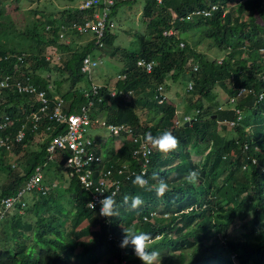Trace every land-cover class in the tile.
I'll use <instances>...</instances> for the list:
<instances>
[{"label": "trees", "instance_id": "1", "mask_svg": "<svg viewBox=\"0 0 264 264\" xmlns=\"http://www.w3.org/2000/svg\"><path fill=\"white\" fill-rule=\"evenodd\" d=\"M128 1L116 0L106 12L108 27L104 35L98 41L85 40L83 45L75 44L69 37L85 34L73 29L67 31V28L89 20L91 9L64 8L55 18L33 10L34 21L29 27L19 25L14 29L21 41L7 46L0 43V78L6 74L16 77L23 71L21 75L29 77L35 92L19 94L6 89L3 92L6 96L0 97V115H9L13 121L10 130H14L41 105L34 100L39 93L49 102L48 113L56 107V96L62 100L60 110L65 115L76 113L91 100L89 117L127 126L121 132L123 141L118 148L111 141L103 148L107 165L131 158L132 150L138 146L134 135L139 132L145 137L146 133L156 135L168 131L177 137L179 145L167 154L152 149L148 155L150 164L141 174L149 181L144 188L132 183L135 177L122 181L114 196L119 205L117 217H102L99 211L89 207L90 191L81 188L74 178H68L62 192L53 183L42 185L45 193L41 197L25 201L20 209L13 206L0 223V264H142L131 245L120 247L123 231L129 228L150 233L151 247L160 252V257L169 254L158 264H264V136L252 129L264 124V99H259L264 90V56L260 55L264 49V28L253 20H242L247 10L253 8L264 19V0H162L159 3L147 0L143 17L147 23L136 31L137 47L132 49L120 47L118 35L109 31L118 26L113 19L116 7ZM10 3L11 0L2 3L0 9ZM212 4L217 6L209 18L205 19L202 14L183 20L172 18L171 11L185 17L199 8L210 9ZM190 24L207 26L206 36L214 47L226 52L225 56L209 58L201 53L198 62H189L195 50L188 44L182 47L177 35L165 32L170 28L186 29ZM39 26L44 33L43 40L37 34ZM54 44L69 51L43 53L41 46ZM107 46H112L110 55L120 50L123 56L121 69L110 75L116 76L113 87L123 95L111 96L113 87L96 85L90 76L86 77L87 87L94 86L95 93L87 91L85 97V87H74L83 76L79 71L82 59L87 56L97 63L92 73L100 62L90 51ZM185 47L188 53L182 51ZM195 66L197 71L193 70ZM168 80L175 85L182 84L184 89L189 82L193 83L192 90L187 89L193 98L188 100V113H195L177 126L174 125L175 107L169 101L159 103L155 98L171 89L166 88ZM217 86L227 97L225 106L214 92ZM159 87H162L160 91ZM239 90L248 92L232 105L229 99ZM129 93L134 95L130 102L127 101L130 96L126 97ZM97 97L101 101L97 102ZM236 109L242 113L239 121H236ZM137 110H141L139 114ZM224 120L235 121L228 137L225 124L221 125L226 132L217 133L218 122ZM251 123L254 126L248 128ZM47 125L51 126L46 130L50 133L63 128V122L44 117L37 131L26 128L23 139L12 141L11 149L17 153V159L26 155L20 169H16L18 165L3 163L5 149L0 148V169L6 170L0 182V198L14 195L35 167H42L46 161V145L51 135L45 133ZM41 130L44 135L38 140L34 136ZM190 148L198 160L192 158ZM193 170L199 172L195 185L186 181ZM153 173L168 183L169 190L163 197L156 196ZM54 177L57 178L56 172L48 179L53 181ZM225 185L230 191L227 200L218 193ZM109 193L110 190L105 195ZM125 195L140 196L143 204L132 209L131 201L129 205L122 203ZM10 210L13 212L8 215ZM250 213V223L241 236H229L239 220ZM74 216H81L87 224L75 229L71 224ZM94 227L96 232L91 230ZM94 233L98 235L88 237ZM85 237L90 239L89 245L84 244ZM176 251V257L171 255Z\"/></svg>", "mask_w": 264, "mask_h": 264}, {"label": "rangeland", "instance_id": "2", "mask_svg": "<svg viewBox=\"0 0 264 264\" xmlns=\"http://www.w3.org/2000/svg\"><path fill=\"white\" fill-rule=\"evenodd\" d=\"M6 1L8 0H0L1 2L0 6H2L3 5L2 3H5ZM81 1L82 0H17V2L15 3L14 1L11 0L10 4H7L0 9V43L5 46L19 43V41H21V39H19V36H17L19 33H16L14 29L15 27L19 25L23 27L26 25L27 27H29L30 23L34 21L33 10L42 11L44 16L51 14L52 17L55 18L56 15L59 13V11L63 10L64 8L73 9ZM262 1L263 0H260V2ZM128 2L129 3H123V4H120L118 7H116L115 9L116 14L113 16V19L115 20V22L118 23V26L111 27L109 31L116 33L118 35L117 44L120 47H127L129 49H132V48L137 47L136 38H135L136 31L140 27L144 28L145 24L147 23L146 20H143L144 13H145V6L147 5V0H129ZM229 4L231 5V7L234 6L232 2ZM213 5H215V7L217 6L216 4H212L211 6ZM230 5L227 4V6H230ZM202 9L207 10V8L205 7H203ZM210 15L204 16V18L205 19L209 18ZM243 16L244 17L242 18V20L246 22L253 20L256 25L260 26L261 28H264V19L258 13L257 8H253L252 10L248 9L247 12ZM5 26L9 28H6ZM70 29L71 28H67V31H69ZM170 29L173 31L171 34L178 36L180 40L179 42L182 47L184 46V44H188L189 47H192V49L195 50V54H193V56L189 60V62L191 63L198 62L199 55L201 53L206 54L209 58H223L225 56L226 52L218 50L216 47H214L211 44V41H210L211 39H209L206 36L205 31L208 30L207 26L203 27L202 25H198V24H190L189 27H187L186 29H182L178 27L176 29H173V28H170ZM37 34L39 38H42V40L45 38L41 26L37 28ZM69 38L70 39L72 38V41L74 39L75 44L80 43L83 45L86 43L85 40L91 39V35L85 34L79 38H74V36H70ZM114 45H116V43H114L113 46ZM181 46L179 45V47ZM111 47L107 46L105 49H102V50L93 49L90 51V54L93 57H95L97 61L100 62V64H98V66L93 69L92 73L90 72L82 73L80 71V66H81L80 64L79 71L83 76H81V80L75 83L74 85L75 88L85 87L84 89L87 90L88 87H87L86 77H90V76H91V81L95 83L96 85H100V86L109 85L113 87L116 76L112 77L110 75L115 73L117 69L120 68L124 60H122L123 56L120 50L114 55H110L109 52L112 50ZM41 49L43 50V53L46 55H48L50 52H53V51L59 52V53L60 52L62 53L64 51H69L67 49H63L60 46V44L41 46ZM188 50L189 49L185 47L182 51L188 53ZM65 55L66 54H63L62 56H65ZM260 55L264 56V49L260 50ZM27 63L31 64V61H27ZM55 65H58V64L55 63ZM193 70L197 71L198 66L193 67ZM22 72L23 71L18 72V75H21ZM41 74L43 75L44 73L42 72ZM50 74L54 75V73H50ZM84 75H87V76H84ZM126 78L127 77L123 78V80H126ZM195 78H196V75L195 77H193V81H195ZM181 85L182 84L175 85L172 83V81L168 80L166 82V88L167 90L168 88H171V89H169L167 92L164 93L166 96V101H169L175 107L176 109L175 113L177 117L190 114L188 113V100L192 97L190 96L189 93H187V89L192 90L193 83L189 82L187 84V87L185 86V89ZM11 89L12 88H10V90ZM150 89L151 88H148V91H150ZM159 89H162V87H159ZM214 92L220 104L225 106L227 97L223 95L222 93H220L219 86L215 88ZM19 94H25V93L20 92ZM5 96H6L5 93H2L0 95V97H5ZM98 99H100V97L97 98V102H98ZM54 100L57 104L58 100H61V99L56 96ZM133 100H134V95L132 94L130 98L127 99V101L130 102ZM82 107L85 109V113L88 115V113L91 110L90 108L93 107V102L91 103V105H87V102H86V104H83L80 106V108L78 109L76 113H70L68 115H78L81 112ZM47 110H48V107H47ZM47 110L45 111V113L41 114L42 118L47 117L49 119V117L52 115L53 111L48 113ZM140 111L141 110H137L136 113L139 114ZM145 112L146 111H144L143 113ZM60 113L64 116H68V115L63 114L61 110H60ZM3 115H7V114H1L0 117ZM221 124L222 123L220 122H218L217 124V131H218L217 133L224 134L227 131V137H228L232 132L230 130L231 128L225 124L226 131H222ZM214 126H216V122L213 124V127ZM253 126L254 124L251 123L248 128L253 127ZM252 129L256 131L257 133H262V135L264 136V124H262L261 126L254 127ZM86 133H88L91 137L96 138L97 142L102 145V148H105L106 145H109L110 141L112 143V140H110V137L112 134L107 130L105 126L89 125L86 128ZM34 137L40 140L41 137H43V133L36 132ZM122 141H123V137L121 135L119 136L116 135L113 140L115 144L118 142H122ZM3 151H5V154H3V163L11 164V166L18 165L16 169H20V166L22 165V161L24 160L26 155H20L19 158L17 159V153L14 152L13 150H3ZM63 152H64L63 149L58 148V151L53 153L51 159L49 160L46 159V161L43 163L41 167V173L42 172L44 173V177L41 178L39 181V184L41 185L46 184V186L50 185L51 183H56L55 188L57 187V189L61 192L64 189L65 183L68 181L66 172L62 171V173H60V171L57 170V159L59 158L61 154H63ZM190 152L192 153V158L198 160V155L193 153L192 148H190ZM46 156H47V151L45 152V157ZM53 172L57 173V178L54 177V180L50 181L48 177L51 176ZM5 174H6V170L3 168L0 169V182L2 181L3 177H5ZM24 187H26V183L19 190L23 189ZM218 193L221 195L222 198L226 200L230 196V191L226 185L221 187L218 190ZM21 196H24V199L26 202H30L32 198L38 199L39 197H41V194H39L37 191L34 192L33 190L31 191L24 190ZM14 207H18V209H20L23 206H21L20 204H16L14 205ZM12 212L13 210H10L8 215L12 214ZM6 217L3 216L0 221L2 222L3 219H6ZM250 217H251V213L249 216L247 215L245 219L243 220L240 219L238 225L232 228L228 235L232 237H240L241 233L245 229H247L250 223ZM71 224L75 229H78L86 225L87 221H85V219H82L81 216H74L71 220ZM96 229H97L96 227L91 228V230H94L95 232H96ZM93 235H95L96 237L98 234L94 233V234L89 235L88 237H91V236L93 237ZM1 241H2V236L0 235V249H1ZM83 242L85 245H89L90 239L85 237L83 239ZM168 255H164L160 257V261L163 260ZM171 255H174L176 257L178 255V251L174 252ZM158 263H159V260L157 261V264ZM222 264H225V263H222Z\"/></svg>", "mask_w": 264, "mask_h": 264}, {"label": "built area", "instance_id": "3", "mask_svg": "<svg viewBox=\"0 0 264 264\" xmlns=\"http://www.w3.org/2000/svg\"><path fill=\"white\" fill-rule=\"evenodd\" d=\"M156 1L159 3L162 0ZM115 2L116 0H82L74 8L77 10L91 9L90 19L85 21L83 24H71V27L69 28L83 32L84 34H89L91 35V39L98 41V39L104 35V31L108 27L106 21L108 16H106V12L108 9L112 8ZM97 8L98 10H96ZM214 8H216L215 5L211 6L210 9L207 10L199 8L196 11H191V13H188L185 17L178 16L174 11H171V14L172 18L183 20L185 18L192 17V15L202 14L203 16H209ZM172 32L173 31L169 29L165 33L171 34ZM1 58L7 59V56H2ZM17 58L18 60H21L20 56ZM96 64V62L90 60L86 56L82 59L80 71L82 73H88ZM2 77L3 78H0V95L3 91L10 88L16 90L18 93L23 92L27 94L35 92L34 85L30 82L29 77L25 75L10 77V74H6ZM160 90L161 89H159V91ZM84 91V96L86 97L87 91L92 94L95 93V87L90 86ZM117 93L123 95V92H117L115 87L110 89L111 96H115ZM244 93H246L245 90H239L235 96L230 97L229 102L232 105L235 104L237 99ZM129 95L130 93L127 94L126 97H129ZM259 99H264V90L260 93ZM34 100L40 102L41 105L38 106L36 112L30 113V115L26 117V121H23L20 127L10 130V127L13 125V121H10V118L8 117L9 115H3L0 117V148L12 150V141L23 139L26 134V128L30 127L32 130L37 131L40 125V120L43 119L41 114L45 113L49 102L43 93H39ZM98 101H101V99H98ZM92 102L93 101L88 100L87 105H91ZM61 103V100H58V103L56 104V107L49 119L63 122V128L56 133H50L46 130L50 129L51 126L47 125L45 127V133L51 134L46 145V158L47 160L51 159L53 153L58 151V148L63 149L64 152L59 156L57 161L65 158L67 164L71 167L72 177L76 179L81 188L89 190L91 193L92 199L87 205L92 208L90 202L95 203L94 210L99 211L100 204L96 202L106 196L105 192L110 190L109 195H113V193L116 195L120 190V184L122 181L144 173L146 166L149 163L148 155H145V153L151 152L153 147H151V145H146L144 141H142L139 147L133 151L134 154L140 155V164L138 162L132 163L131 160H128L117 163L115 165V169L103 166L101 164V161L103 160L101 153H96L92 150L91 145H95V140L93 137L87 135L86 128L89 125L105 126L111 134H120L123 129H127V126L123 124L108 123L104 119L97 117L91 118L89 117V114L87 115L85 113V109L83 107L78 115L64 116L60 113ZM236 113V121H239L242 118V113L239 109H236ZM189 118L190 117H186V119ZM27 122H30V124H27ZM234 122L235 121H230L229 124L233 125ZM175 123L178 124L179 121L176 120ZM38 132H42V130ZM134 139L136 140L137 137H134ZM41 178H43L41 167L36 166L34 172L25 182L26 187L18 190L14 195L2 197L0 199V220L14 205H25L24 196H21L24 190H35L37 192H41V194L45 193V187L39 184ZM97 190L101 193H98ZM151 214L153 215L154 213ZM145 218L146 217H144V219Z\"/></svg>", "mask_w": 264, "mask_h": 264}, {"label": "clouds", "instance_id": "4", "mask_svg": "<svg viewBox=\"0 0 264 264\" xmlns=\"http://www.w3.org/2000/svg\"><path fill=\"white\" fill-rule=\"evenodd\" d=\"M246 92H248V91H246ZM155 98L159 99V101H158L159 103L166 101V96L163 94H158L155 96ZM193 113H195V111H193ZM192 114L183 115L182 118L176 116L175 120H174V125H176V126L180 125L182 120L186 119V117H190ZM97 118H100V117H97ZM189 119H191V117ZM176 120L179 121L178 124L175 123ZM106 122H108V121H106ZM229 122H230L229 120H224V121H221L220 123L226 124L228 127H232V125H230ZM87 135L90 136L88 133H87ZM116 135L119 136V135H121V133L120 134H112L110 138L111 139L113 138V140H114V137ZM134 137L138 138V140L134 139V141H138V146H136L132 150L131 158H125V159L119 160V161L122 162V161L131 160L132 163L138 162L140 164L141 163L140 155L134 154L133 151L139 147V145L141 144L142 141H144V143L146 145H151V147L155 148L157 151H159L160 153H163V154H167L171 151H175L179 145V140L177 139V137H175L172 133H170L168 131H165L163 134H156V135H152L151 133H146L145 137L143 136L142 133L139 132L138 134L134 135ZM93 139L95 140L94 141L95 145H93V146L91 145V147H92V150L94 148L100 149L96 153H101V156L103 158V160L101 161V164L103 166L112 167L113 169H115V165H116L117 161L107 165V158L104 154V149L102 148V145L97 142L96 138L93 137ZM113 140H112V142H113ZM121 143L122 142H118L115 144L113 142V144L115 145V148H118ZM244 147H247V144ZM102 152H103V154H102ZM150 154H151L150 152L145 153V155H150ZM149 164H150V162L147 164L146 168L149 166ZM57 170H59L60 173H62V171H65L67 179L68 178H74V177H72V174H71V167L67 164L65 158L64 159L62 158L61 160L57 161ZM152 180L156 181V184H155L156 196L157 197H163L165 195V193L169 190L168 189V183L163 178L159 177L155 173H153V175H152ZM198 180H199V172L198 171H195V170L190 171L188 173V175L186 176V181L191 185H195L198 182ZM132 183L134 185L139 186L140 188H144L145 186L148 185L149 181L147 179H145L143 175H136L135 178L132 180ZM53 186H56V183H53ZM33 191L35 192V190H33ZM97 192L101 193V192H99V190H97ZM38 193L41 194V192H38ZM41 195H43V194H41ZM114 195H115V193H113V195H107L104 198H102L96 202V203L100 204V209H99V215L100 216L105 217V218H112V217H117L119 215V212H118L119 205H117V202L114 199ZM129 201H131L130 205H129ZM122 203L124 205H129L132 209H136L143 204V200L141 199L140 196H131L130 197V196L125 195ZM90 204H91L92 208L94 209L95 203L90 202ZM152 240H153V237L150 233L139 232L134 228H129L127 230L124 229L123 237H122V240L120 242V247L125 248V247L131 245L133 248V251H134V255L140 261H142V264H157V261L158 260L160 261V252L151 247Z\"/></svg>", "mask_w": 264, "mask_h": 264}, {"label": "water", "instance_id": "5", "mask_svg": "<svg viewBox=\"0 0 264 264\" xmlns=\"http://www.w3.org/2000/svg\"><path fill=\"white\" fill-rule=\"evenodd\" d=\"M215 116V115H214Z\"/></svg>", "mask_w": 264, "mask_h": 264}]
</instances>
